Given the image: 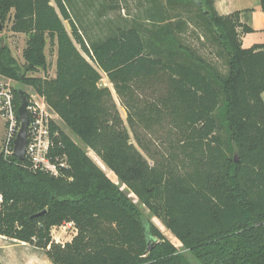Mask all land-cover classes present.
<instances>
[{"label":"trees","instance_id":"16d2710c","mask_svg":"<svg viewBox=\"0 0 264 264\" xmlns=\"http://www.w3.org/2000/svg\"><path fill=\"white\" fill-rule=\"evenodd\" d=\"M150 1L151 29L116 24L87 39L65 0H0L2 23L28 35L25 70L0 43V74L32 86L83 144L52 123L51 154L70 165L58 176L0 148V235L43 249L53 264H264V44L243 47L252 27L241 11L219 14L214 0H169L184 6L178 22ZM192 24L227 73L186 41ZM48 38L56 76H26L47 68ZM16 98L19 118L20 90ZM66 222L77 234L57 243L53 228Z\"/></svg>","mask_w":264,"mask_h":264},{"label":"rangeland","instance_id":"374dc122","mask_svg":"<svg viewBox=\"0 0 264 264\" xmlns=\"http://www.w3.org/2000/svg\"><path fill=\"white\" fill-rule=\"evenodd\" d=\"M161 3L165 6L169 17L168 20L173 22H178L179 20L184 21V6L180 5H171L169 0H160ZM66 6L70 10L73 21L81 29V34L84 38L89 36H105L109 30L107 29L106 23L96 24L98 22V11L102 5H109L114 7V9L108 11L107 18L117 19L118 17L124 18L125 20L131 21L139 24H143L146 28L151 29L153 21L149 20V17L146 16V8L150 6V0H65ZM52 4L55 5L54 0ZM85 15H83V14ZM180 13V14H179ZM177 14V15H176ZM102 18H100L101 20ZM106 20V17L104 18ZM85 22V25H82L81 22ZM64 24L69 32L72 31L71 25L68 21H64ZM3 31L0 32V39L6 43L12 52V55L17 60V63L25 70L26 60L24 58V50L27 46L28 35L25 33H17L11 30L12 20L8 19L4 24ZM110 28V26H109ZM195 31L196 34H192L191 31ZM178 31V30H177ZM87 34V35H86ZM89 35V36H88ZM178 37L184 42V28L177 32ZM186 41L196 47L199 52L205 56L207 59L216 64L222 72H228L224 58L216 55V46L210 44L203 32L196 28L194 24L190 26L189 32L185 34ZM47 56L48 66L46 69L39 68L37 71H27L26 76H36V77H55L56 76V63H57V46L50 43L48 38V43L45 49ZM88 60L90 58L84 53ZM91 61V60H90ZM2 76L0 74V79ZM6 78V77H5ZM13 80V79H12ZM101 86H108L118 103L120 113L123 118L126 120L127 112L126 109L120 104V100L116 95L115 89L112 84H110L107 76L103 74V78L100 82ZM12 90L14 95V103L16 105L17 91L23 90L26 94L29 95V102L31 99L42 98L36 90L25 83H21L13 80ZM149 96L153 99L155 95L153 90H149ZM20 107V106H19ZM53 111V110H52ZM54 112V122L57 123L63 130H65L74 140L77 141L80 145H83L82 142L72 133V131L64 124L59 115ZM17 114V111H16ZM18 131L20 129L21 121L18 118ZM4 126V127H3ZM7 134L5 119L0 115V148L5 140ZM133 142L134 139H132ZM89 155L101 166V168L107 173V175L115 182L119 183L117 175L110 170L93 152L91 149H88ZM135 201L138 199L134 194H131ZM147 211V210H146ZM153 222L161 229L165 236L179 249V251L185 252V247L179 241V239L162 223L160 219L154 217ZM77 234V228L73 222H66L62 226H57L53 228L52 236L55 242L65 244L70 242L74 236ZM0 264H53L51 260L46 255L45 251L33 244H22L20 242L12 240L11 238L0 235Z\"/></svg>","mask_w":264,"mask_h":264},{"label":"built area","instance_id":"2783aa9c","mask_svg":"<svg viewBox=\"0 0 264 264\" xmlns=\"http://www.w3.org/2000/svg\"><path fill=\"white\" fill-rule=\"evenodd\" d=\"M12 82L13 80L7 77L0 79V115L5 119L7 130L1 148L5 157L14 155L15 139L19 132ZM28 113L30 122L26 158L31 169L58 176L63 169L70 167V165L67 156L60 157L51 154L54 136L58 134L57 132L54 134L52 131L55 114L44 97L31 99L30 102L28 100ZM1 200L2 197L0 196V202Z\"/></svg>","mask_w":264,"mask_h":264},{"label":"crops","instance_id":"0c3cea01","mask_svg":"<svg viewBox=\"0 0 264 264\" xmlns=\"http://www.w3.org/2000/svg\"><path fill=\"white\" fill-rule=\"evenodd\" d=\"M214 2H215L214 3L215 9L219 14L227 15V14H231L235 11H241L242 12V21L247 23L250 27H252V29H253L252 32L245 33L242 35L243 47L250 48L256 44H264V11L262 9L260 0H214ZM112 9L113 8L109 5H106V6L102 5V7L100 8V10L98 11V14H97L98 18L100 17L102 19L100 20V18H99L97 20L98 22H96V24H101V23L105 22L106 26H108L107 27L108 30H109V26H114L116 24H130V21L125 20L124 18H120V17H118L117 19L107 18L106 15H108V11H110ZM68 11H69L71 18L73 20V16H72L69 9H68ZM83 15H85V14H83ZM105 17H106V20H104ZM131 23L134 24L135 22L131 21ZM81 24L85 25L86 23L83 21V22H81ZM102 74H104V73H102ZM110 84H112V83L110 82ZM262 96L264 99V92H263ZM17 242H20L22 244H27L25 242H21L18 240H17Z\"/></svg>","mask_w":264,"mask_h":264},{"label":"water","instance_id":"95a60500","mask_svg":"<svg viewBox=\"0 0 264 264\" xmlns=\"http://www.w3.org/2000/svg\"><path fill=\"white\" fill-rule=\"evenodd\" d=\"M3 29H4V25L0 18V32L3 31ZM0 43L3 46L7 45L1 39H0ZM20 95L22 98V103L18 109V113H19V118L21 121V127L15 139L14 156H16L17 158L21 160H24L26 159L28 126L30 122V117L28 113V98L23 90H20ZM151 247H152V244H149L148 251L151 249Z\"/></svg>","mask_w":264,"mask_h":264}]
</instances>
